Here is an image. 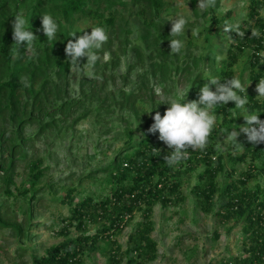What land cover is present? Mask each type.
I'll return each instance as SVG.
<instances>
[{"label": "trees", "instance_id": "obj_1", "mask_svg": "<svg viewBox=\"0 0 264 264\" xmlns=\"http://www.w3.org/2000/svg\"><path fill=\"white\" fill-rule=\"evenodd\" d=\"M190 2L192 12L197 15V1ZM161 5L160 0H0V183L6 195L27 199L24 215L29 217L32 213L29 203L38 199L39 191L35 186L44 174L40 158L27 162L29 187H17L15 193L10 190L14 184L15 165L21 159L18 155L32 139L30 135L25 136L26 130L34 128L35 136H45L47 131L67 132L79 119L75 117L79 107L85 104L84 101L93 99H99L100 112L111 109L113 113L125 114L122 147L115 153L108 170L109 193L100 199L86 195L74 202L77 188L67 187L61 201L70 205V214L63 219L67 225L59 233L66 238L48 247L43 255H33L31 264H82L85 250L95 249L100 239L112 241L108 264H120L125 254H132L127 259L128 264L152 261L157 246L150 236L153 231L152 208L156 203L166 206L180 199L181 177L200 164L204 168L198 173V180L192 188L196 204L207 213L217 196L216 213L221 222L241 223L243 254L224 260L222 264H264V143L252 145L244 133L239 134L237 143H232L231 150L224 155L214 142L220 131L230 129L234 103L214 107L212 112L219 120L206 148L189 149L188 158L173 167L164 162V155L169 154L171 149L158 139V135L148 138L150 133L147 131L135 138L134 132L139 128L126 122V118L131 117L140 124L142 114L147 111L145 105L155 103L151 94L157 85L165 90L167 83L174 82L179 76L185 78L190 75V79L186 80L190 84L186 88L190 101L198 97L199 93L195 92L200 85L211 79L199 69L201 56L204 55L195 54L193 50L192 54L170 53L169 40L176 37L169 35L171 25H165L168 22L164 21L166 16L160 9ZM260 7H264V0L249 1L248 12L240 23L245 36L240 38L234 32L227 33V39L231 35L235 42L226 44L222 67L213 73L217 74L221 83L238 78L233 65L243 56L245 48H249L251 53L245 55L244 67H248L247 80L252 87L250 93H246V108L249 114L259 113L260 119H264V99L257 98L255 94L256 84L264 78V58L258 55L264 48V18L259 14ZM217 8L218 0L215 7L203 10L202 27L194 32L196 35L185 34L182 40L183 49H193L201 43L200 47L207 49L204 56L207 62L214 61L208 52L213 46L215 34L231 17L229 12L217 15ZM17 14L28 19L27 27L37 36L33 50H28L23 44L20 46L21 58L18 59L12 39V21ZM45 14L52 16L58 24L55 41L47 40L43 34L41 18ZM132 15L135 16L131 25ZM226 20L228 22H224ZM83 22H88L89 26L82 27L80 24ZM131 26L135 28L137 38L133 43L129 42L130 34L134 33ZM91 27L105 28L109 37L106 43L117 41L118 51L107 48L110 59L105 62L106 51L102 46L97 50L100 58L95 66L86 71L82 65L87 58L80 59L79 67L72 65L64 47L68 40L74 39L71 33L76 32L78 37L84 32L90 33ZM161 27L166 29L165 33H162ZM253 28L259 29V38L251 37ZM129 53L131 57L126 62L125 72L117 74L121 55L128 57ZM212 61L209 65H213ZM85 73L88 78L84 80L82 76ZM131 74L135 79L127 88ZM25 78L29 82L28 87L21 83ZM74 83L77 87H72V90ZM146 89L149 95L142 99L141 94ZM239 94L244 96V93ZM99 115L96 114L97 120ZM20 155L25 159L24 153ZM226 155L228 162L234 165L244 163L246 166L238 172L237 178H233L237 172L235 167L227 172L225 170ZM221 171H225L230 178L223 187L216 181ZM251 181L253 186L247 187ZM2 209L3 203L0 202V227H7L21 236L23 226L5 217ZM137 211L142 219L128 234L127 248L121 251L112 237L133 219ZM91 223L102 224L93 234H87L85 231ZM70 227L79 230V234L68 237Z\"/></svg>", "mask_w": 264, "mask_h": 264}, {"label": "rangeland", "instance_id": "obj_2", "mask_svg": "<svg viewBox=\"0 0 264 264\" xmlns=\"http://www.w3.org/2000/svg\"><path fill=\"white\" fill-rule=\"evenodd\" d=\"M165 1L170 7L168 11H163L164 16H166L164 21L168 22L165 25H171L169 19L180 16L188 21L185 32L176 39L183 40L185 34L190 36L201 29L203 10L197 7V3L195 9L198 14L196 15L191 10L190 0ZM196 1L198 2V0ZM246 4L247 0H218L217 15L223 16L229 12V15H231L229 20L238 23L243 17L242 14L246 12ZM134 16L132 15L131 20L129 19L131 25L134 22ZM80 25L82 27L89 26L88 22H83ZM131 28L134 33L130 34L131 41L129 42L133 43L137 39L135 38L136 30L132 26ZM161 31L165 33L166 29L161 27ZM214 37L216 38L212 42L213 46L210 49L211 51L208 52L214 60L212 61L213 65H209L210 62H207V59L204 60L207 49L201 48V43L193 49L181 50L182 54H192L193 50L195 54L199 52L204 55L201 56L199 69L211 78L218 77L213 72L219 70L221 59L225 53V43L221 36L217 34ZM102 48L106 51L105 55L109 56L107 48L118 51V43L117 41L105 43ZM130 57V53L128 57L121 55L117 74L125 72L126 62ZM244 61L245 57L241 58L235 65L234 71L241 82L247 86L246 93H250L252 83L247 80L249 70L247 66L244 67ZM86 62L82 67L84 70L90 71V67ZM242 70L245 71L240 74ZM82 78L87 79L88 74L85 73ZM133 79H135L134 75H129L126 83L127 88L131 86ZM187 79H190V75L185 78L179 76L174 82L167 83L161 95H156L154 90L151 98L155 103L145 105L147 111L142 114L139 125L131 117L126 118L128 124L139 128L134 132L135 138L147 132L149 125L153 122L152 116L155 112L159 111L163 115L165 109L170 106L162 101L180 99V94L186 92V88L190 87V84L186 81ZM203 85L202 83L197 88L200 90ZM72 87H77V85L75 83L71 85V89L74 90ZM109 87H111L110 84ZM156 88L161 89V86L157 85ZM255 94L257 95V93ZM141 95L142 99H146L149 95L148 89ZM189 99L190 96L186 94L181 102L187 103ZM197 99L198 97L195 96L193 100ZM84 103L75 113V117H79L78 121L67 132L47 131L45 136H35L34 128L31 127L26 130L25 136L30 135L32 139L20 151V154H25V159L20 154L18 155V158L21 159L15 165L14 184L10 186V190L15 193L17 187H20V189L29 187L27 162L40 158L42 160L40 166L44 169V174L35 186L39 191L38 199L29 203L32 205V213L29 217L24 215L27 199L24 200L20 196L6 195L0 183V202L3 203L4 216L13 222L20 223L24 228L22 235L18 236L7 227H0V264H31L33 255H43L48 247L58 244L66 238V236L59 233L67 225V222L63 219L70 214V205L61 201L62 194L67 187L75 186L77 188L74 202L81 200L86 195L100 199L109 193L111 187L109 184L110 171L108 170L115 153L122 147V129L125 124L123 118L125 114L113 113L111 109L100 112L98 108L100 105L99 99H93L90 102L84 101ZM97 113L100 114L98 120ZM212 113L215 115L214 112ZM218 120L216 117V123ZM230 120V129L220 131L214 140L224 155L231 150L232 143L229 141L228 132L232 129L239 132L240 126L245 124L244 117L239 114L235 104L231 111ZM240 134L243 133L240 132ZM154 135H159V133H150L148 138ZM127 152L130 153V151ZM127 152L125 155H127ZM232 167L237 169L233 176V178H237L238 172L245 169L246 166L244 163L234 165L228 162L226 155V172ZM203 168L204 165L200 164L194 170L183 174L179 193L180 199L174 200L166 206L160 203L153 206L151 214L153 231L150 236L157 244L156 255L152 261L144 264H222L224 260L243 254L241 223L221 222L216 213L218 197H214L211 210L207 213L203 212L196 204L192 188L198 180V173L202 172ZM229 180L230 178L225 174V171H221L216 177L217 184L220 187L225 186ZM252 186L251 181L247 187ZM141 219V213L135 212L133 219L127 222L121 231L113 235L112 239L117 241L121 251H125L127 248L128 234ZM101 224L91 223L85 232L93 234ZM69 232L68 237L79 234V230L74 227H70ZM215 232L217 237H215ZM111 242V239H100L95 249L85 250L82 255V264H108V252L112 246ZM124 256L120 264H128L127 259L132 254H125Z\"/></svg>", "mask_w": 264, "mask_h": 264}, {"label": "clouds", "instance_id": "obj_3", "mask_svg": "<svg viewBox=\"0 0 264 264\" xmlns=\"http://www.w3.org/2000/svg\"><path fill=\"white\" fill-rule=\"evenodd\" d=\"M250 0H247V5ZM162 13L164 10H169V5L166 4L165 0H160ZM216 0H198L197 7L204 10L209 7H215ZM259 14L264 18V7H260ZM245 12V13H246ZM242 14L243 17L238 23H233L235 21L228 20L224 22V26H220L219 32L215 35H220L225 43V53L226 55L227 43L229 45L232 40V36L228 35V32H234L237 37L243 38L245 36V30L241 28V22L244 16L247 14ZM171 20V28L169 35L178 37L185 32L186 24L188 21L183 17H176ZM28 19L23 15L17 14L12 21V39L14 45L16 46L17 56L16 58H21L19 56L20 46L23 44L28 50L34 49V42L37 40V36L29 30ZM41 28L43 34L47 37L49 41H55L57 38L58 24L52 18V16L45 14L41 18ZM76 32L70 34L74 39L68 40L64 47V52L66 56L70 58V64L77 67L80 66V59L86 57L87 64L90 68L94 67L98 59L97 50L101 49L103 44L108 41V35L103 27H91V32H84L83 35L76 36ZM196 35V33H192ZM261 33L259 29H251V37L259 38ZM227 39V40H226ZM169 47L171 54H179L181 50L185 47L184 42L180 39L169 40ZM246 51L242 52L239 60L246 57L247 53H251L249 48H245ZM262 58H264V48L258 53ZM104 61L107 62L110 57L108 55L104 56ZM238 60V61H239ZM210 62L212 60H209ZM233 65V69L235 68ZM249 66V64H248ZM222 67V63L220 68ZM207 82L197 91L198 99L189 101L187 103H182L187 92L180 94L179 100H165L162 102L168 103L170 106L165 109L163 115L159 111L155 112L152 116L153 123L149 126L147 131L149 133H159L158 139L163 142L171 151L169 154L164 155V162L169 166H177L181 161L188 158V150H204L208 144L209 136L216 124V116L212 113V110L216 105H226L229 102H234L235 108L239 111V114L243 115L245 124L240 126V131L237 132L236 129H232L228 132L229 141L233 144L237 143V137L240 132L246 135L247 141L252 145H257L264 143V119H260L259 113L249 114L246 105L248 103L246 87L239 78L227 79L224 83L220 82V79L212 77L211 79H206ZM25 87L29 86L28 80L25 78L21 81ZM249 84V83H248ZM247 84V85H248ZM212 86H215V90H212ZM188 91V90H187ZM255 91L257 93L256 97L264 99V78H261L256 84ZM156 95L162 94V89H155ZM239 93H244L241 96ZM151 111V110H150ZM148 111V112H150ZM228 131V130H225ZM155 149V148H154Z\"/></svg>", "mask_w": 264, "mask_h": 264}]
</instances>
